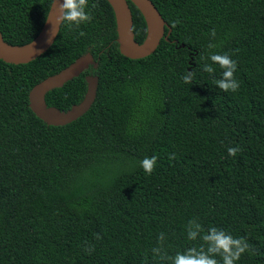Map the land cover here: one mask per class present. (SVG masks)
Returning a JSON list of instances; mask_svg holds the SVG:
<instances>
[{
	"label": "trees",
	"instance_id": "obj_1",
	"mask_svg": "<svg viewBox=\"0 0 264 264\" xmlns=\"http://www.w3.org/2000/svg\"><path fill=\"white\" fill-rule=\"evenodd\" d=\"M150 1L171 32L145 59L120 54L112 8L89 0L91 22L61 25L45 54L0 60V264H162L152 252L161 233L169 255L203 243L187 238L191 219L244 238L250 251L238 264H264V0ZM51 3L0 0L4 42L31 43ZM128 6L142 44L146 23ZM225 53L237 62V92L216 86L219 66L203 71ZM86 54L97 68L45 102L70 110L95 76L94 104L68 125H46L31 90ZM153 156L149 175L141 161Z\"/></svg>",
	"mask_w": 264,
	"mask_h": 264
},
{
	"label": "water",
	"instance_id": "obj_2",
	"mask_svg": "<svg viewBox=\"0 0 264 264\" xmlns=\"http://www.w3.org/2000/svg\"><path fill=\"white\" fill-rule=\"evenodd\" d=\"M106 1L114 13L119 52L127 59H145L157 50L162 39H168L171 31L168 29L167 36H165L167 24L150 0ZM128 2L135 6L146 23L147 34L142 44L135 42L132 31L133 19ZM60 3H62V0H52L45 23L31 43L24 46H11L4 42L0 34V60L6 64L25 65L45 54L55 42L60 31L61 25L57 23ZM51 31L57 34L52 35ZM90 66L97 68L93 57L86 54L57 75L49 77L36 85L29 94V107L35 116L48 126L58 127L68 125L87 113L96 99L97 77L87 76L85 78L87 89L84 98L79 104L66 112L47 107L45 96L50 91L60 89L67 82L79 77Z\"/></svg>",
	"mask_w": 264,
	"mask_h": 264
},
{
	"label": "clouds",
	"instance_id": "obj_3",
	"mask_svg": "<svg viewBox=\"0 0 264 264\" xmlns=\"http://www.w3.org/2000/svg\"><path fill=\"white\" fill-rule=\"evenodd\" d=\"M93 4L92 7H96ZM89 0H62L60 3L57 17L59 25H67L70 29L78 30L82 24L90 23L93 17L89 11ZM179 23V21L175 22ZM175 26V24L173 25ZM52 35L57 33H53ZM80 36H84L83 31L79 32ZM211 35L215 37V30ZM210 49L216 45L209 43ZM208 59L211 64H205L203 71L214 75L215 68L213 65L219 66L221 76L214 79L216 86L224 92H237L240 85L235 78L237 71V62L228 54H210ZM194 77L193 72H186L183 81L191 84ZM228 154L235 157L241 151L239 147H229ZM156 157H146L141 161V167L147 174H152L156 165ZM170 159H175L174 154ZM187 238L190 241H196L198 238L203 241L199 247H190L184 251H178L175 255H169L165 250V234L161 233L158 238V246L152 249L154 256L158 257L162 264H238L242 255L250 251V245L244 238H236L229 232L215 226L207 229L197 220L191 219L186 225ZM99 239V237H97ZM219 257V259H217Z\"/></svg>",
	"mask_w": 264,
	"mask_h": 264
},
{
	"label": "flooded vegetation",
	"instance_id": "obj_4",
	"mask_svg": "<svg viewBox=\"0 0 264 264\" xmlns=\"http://www.w3.org/2000/svg\"><path fill=\"white\" fill-rule=\"evenodd\" d=\"M90 77H95V76H90Z\"/></svg>",
	"mask_w": 264,
	"mask_h": 264
}]
</instances>
